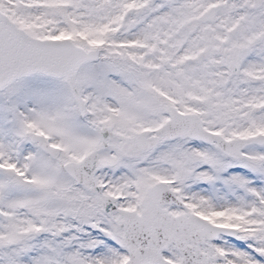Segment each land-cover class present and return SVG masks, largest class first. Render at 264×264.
<instances>
[{
  "label": "snow or ice",
  "instance_id": "6c2138e0",
  "mask_svg": "<svg viewBox=\"0 0 264 264\" xmlns=\"http://www.w3.org/2000/svg\"><path fill=\"white\" fill-rule=\"evenodd\" d=\"M0 264H264V0H0Z\"/></svg>",
  "mask_w": 264,
  "mask_h": 264
}]
</instances>
